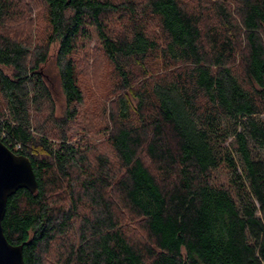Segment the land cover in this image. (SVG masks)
Returning <instances> with one entry per match:
<instances>
[{
  "label": "trees",
  "instance_id": "16d2710c",
  "mask_svg": "<svg viewBox=\"0 0 264 264\" xmlns=\"http://www.w3.org/2000/svg\"><path fill=\"white\" fill-rule=\"evenodd\" d=\"M40 1L48 35L32 46L14 30L24 0H0V140L39 184L2 221L24 264L53 249L58 264H264V0ZM92 32L117 94L109 153L72 128ZM53 46L61 116L42 69Z\"/></svg>",
  "mask_w": 264,
  "mask_h": 264
},
{
  "label": "rangeland",
  "instance_id": "374dc122",
  "mask_svg": "<svg viewBox=\"0 0 264 264\" xmlns=\"http://www.w3.org/2000/svg\"><path fill=\"white\" fill-rule=\"evenodd\" d=\"M182 1L194 2L195 0ZM24 2L27 5V26L14 27V30L18 34L21 33L19 36L29 40L32 46L44 43L48 35L44 4L40 0H24ZM151 32L156 35L160 34L156 22L152 23ZM56 50L57 46L51 48L49 59L42 69L53 92L56 115L61 116L66 109V102L55 64ZM75 57L85 101L83 106L79 108L80 116L72 128L73 130L80 128L88 130L92 149L109 153L110 148L106 141L105 127L108 124L110 111L117 98V94L114 92L112 67L105 57L94 32H92L89 39L81 42ZM42 116L46 118L47 114ZM214 176L218 184L228 185L229 175L224 168L217 171ZM58 255L59 251L53 249L51 254L47 256V264H58Z\"/></svg>",
  "mask_w": 264,
  "mask_h": 264
},
{
  "label": "water",
  "instance_id": "95a60500",
  "mask_svg": "<svg viewBox=\"0 0 264 264\" xmlns=\"http://www.w3.org/2000/svg\"><path fill=\"white\" fill-rule=\"evenodd\" d=\"M38 187L30 159L15 154L0 140V264H24L23 246L10 244L2 226L8 199L21 189L35 193Z\"/></svg>",
  "mask_w": 264,
  "mask_h": 264
}]
</instances>
